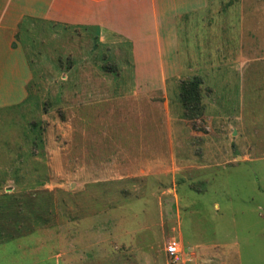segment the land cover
<instances>
[{
  "label": "rangeland",
  "instance_id": "rangeland-1",
  "mask_svg": "<svg viewBox=\"0 0 264 264\" xmlns=\"http://www.w3.org/2000/svg\"><path fill=\"white\" fill-rule=\"evenodd\" d=\"M174 4L193 9L174 18L184 72L152 83L119 37L20 27L32 80L0 112V264H264V0Z\"/></svg>",
  "mask_w": 264,
  "mask_h": 264
},
{
  "label": "crops",
  "instance_id": "crops-1",
  "mask_svg": "<svg viewBox=\"0 0 264 264\" xmlns=\"http://www.w3.org/2000/svg\"><path fill=\"white\" fill-rule=\"evenodd\" d=\"M175 1L0 0V112L21 104L28 95L32 70L22 40L18 41L20 27L27 19L35 20L36 26L52 23L94 27L101 38L106 35L123 39L130 44L135 80L141 75H147L150 83L178 77L184 70L178 55V35L173 30L174 18L180 13L183 20L193 9L187 4L177 6ZM182 1L195 2V8L203 11L204 0ZM150 89L158 88L152 84ZM166 113L169 118L167 106Z\"/></svg>",
  "mask_w": 264,
  "mask_h": 264
},
{
  "label": "trees",
  "instance_id": "trees-1",
  "mask_svg": "<svg viewBox=\"0 0 264 264\" xmlns=\"http://www.w3.org/2000/svg\"><path fill=\"white\" fill-rule=\"evenodd\" d=\"M200 81L198 79H193L192 81H189L188 86L185 87L182 84V95L185 96V98H182L183 105L185 106L186 110L190 109V103H189V97H198L199 96V87H200Z\"/></svg>",
  "mask_w": 264,
  "mask_h": 264
},
{
  "label": "built area",
  "instance_id": "built-area-1",
  "mask_svg": "<svg viewBox=\"0 0 264 264\" xmlns=\"http://www.w3.org/2000/svg\"><path fill=\"white\" fill-rule=\"evenodd\" d=\"M166 253L174 258L179 254V244L176 240L172 239L169 241L166 247Z\"/></svg>",
  "mask_w": 264,
  "mask_h": 264
}]
</instances>
